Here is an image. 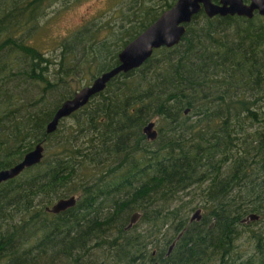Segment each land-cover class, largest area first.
<instances>
[{
	"label": "trees",
	"instance_id": "16d2710c",
	"mask_svg": "<svg viewBox=\"0 0 264 264\" xmlns=\"http://www.w3.org/2000/svg\"><path fill=\"white\" fill-rule=\"evenodd\" d=\"M75 1L0 0V169L44 148L0 183V264H264V222L248 229L247 252L235 244L240 219L264 220V15L198 11L177 44L115 75L46 134L78 83L115 65L174 0L116 1L113 23L84 25L47 55L33 32L52 6ZM153 119L148 141L141 128ZM69 195L74 206L44 210ZM195 208L201 218L188 222ZM132 212L142 230L124 229Z\"/></svg>",
	"mask_w": 264,
	"mask_h": 264
},
{
	"label": "water",
	"instance_id": "95a60500",
	"mask_svg": "<svg viewBox=\"0 0 264 264\" xmlns=\"http://www.w3.org/2000/svg\"><path fill=\"white\" fill-rule=\"evenodd\" d=\"M207 17L215 15H238L250 18L253 10L259 15H264V0H249L244 3L242 0H174L173 3L163 11L144 29L137 33L133 38L127 41L117 52V63L109 69L100 72L91 81L75 90L71 96L65 98L54 110L50 120L45 125V133L49 134L56 129L58 122L80 107L85 105L88 100L101 91L106 83L120 72H127L140 66L152 53L159 47H171L179 42L185 31V25L191 17L198 11ZM186 113V110H184ZM155 122L148 121L141 128L145 139L152 141L156 138L157 131L154 128ZM42 142L26 151L21 158L13 165L0 169V183L17 176L25 168L39 163L43 156ZM76 196L69 195L54 200L49 206H44V210L49 213L57 214L74 206ZM139 218L138 212H132L128 218L124 229H129ZM201 218L200 208H195L188 218V222L198 221ZM258 219L255 213H248L240 222L247 223ZM181 232L177 234L174 241L168 246L171 250L175 240L178 239Z\"/></svg>",
	"mask_w": 264,
	"mask_h": 264
},
{
	"label": "rangeland",
	"instance_id": "374dc122",
	"mask_svg": "<svg viewBox=\"0 0 264 264\" xmlns=\"http://www.w3.org/2000/svg\"><path fill=\"white\" fill-rule=\"evenodd\" d=\"M116 1L119 0H76L75 2L70 3L66 7H61L59 4L52 6V9L48 12V15L43 18L36 31L32 34V44L38 47L40 50L45 51L47 55L57 54L58 48L53 52V48L57 45L63 38L67 37L69 34L79 29L84 25H90L95 23L99 25L104 23L106 20L111 24L118 18V13H115L119 5L112 7ZM124 1V0H123ZM115 13V14H114ZM113 17V19H112ZM104 30L99 31L98 37L105 35ZM87 70L84 71L85 76H87ZM84 81L82 79L78 85L84 86L87 85L91 79ZM74 82L73 87L76 88ZM78 87V88H80ZM77 88V89H78ZM76 89V90H77ZM66 121H71L67 119ZM154 128L157 130L158 123L155 121ZM153 141V140H152ZM201 214L203 213L200 210ZM192 211L187 212L186 217L190 216ZM140 217L134 223V226L138 230L144 228V224L139 221ZM263 219H257L254 221H248L244 227L238 226V229L241 230L235 239V244L238 245V252L245 253L251 248L249 239L250 234L247 232L248 229L255 231L260 229L263 226ZM165 227L163 226L162 233H164ZM259 231V230H258ZM170 231L166 232L168 235ZM94 254V253H93ZM89 259L94 258V255L88 256Z\"/></svg>",
	"mask_w": 264,
	"mask_h": 264
},
{
	"label": "flooded vegetation",
	"instance_id": "af4514ba",
	"mask_svg": "<svg viewBox=\"0 0 264 264\" xmlns=\"http://www.w3.org/2000/svg\"><path fill=\"white\" fill-rule=\"evenodd\" d=\"M213 1V0H212ZM244 3H248L249 2V0H242ZM213 2H217V0L216 1H213ZM255 15H259L258 13H257V11L256 10H253V12H252V16L251 17H253V16H255ZM232 16V15H231ZM236 16H238V15H236ZM241 17H244V16H241ZM250 17V18H251ZM169 246V245H168ZM168 246H167V250H166V252H165V254H168L169 252H167L168 251Z\"/></svg>",
	"mask_w": 264,
	"mask_h": 264
}]
</instances>
